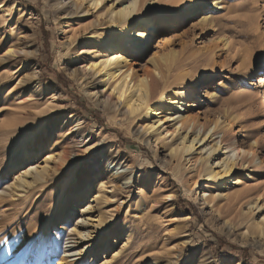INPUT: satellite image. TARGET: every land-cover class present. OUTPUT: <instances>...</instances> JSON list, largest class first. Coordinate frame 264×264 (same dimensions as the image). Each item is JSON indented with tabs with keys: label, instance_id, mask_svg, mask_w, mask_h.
I'll return each instance as SVG.
<instances>
[{
	"label": "rangeland",
	"instance_id": "1",
	"mask_svg": "<svg viewBox=\"0 0 264 264\" xmlns=\"http://www.w3.org/2000/svg\"><path fill=\"white\" fill-rule=\"evenodd\" d=\"M124 1L0 0V264H264V0H189L142 54L110 47ZM173 1L140 0L126 38L156 24L139 21L149 3ZM117 50L152 82L158 115H131L116 92L107 101L104 71L89 77ZM44 159L47 182L10 187Z\"/></svg>",
	"mask_w": 264,
	"mask_h": 264
},
{
	"label": "bare ground",
	"instance_id": "2",
	"mask_svg": "<svg viewBox=\"0 0 264 264\" xmlns=\"http://www.w3.org/2000/svg\"><path fill=\"white\" fill-rule=\"evenodd\" d=\"M91 1L93 2V4L98 5L102 0H91ZM188 1L189 0H174L173 4L171 5L169 4L167 6L165 4L160 6L155 3H149L146 8L147 9L146 15L141 18L139 17L140 19L139 21L142 23V25L145 26L150 20L151 12H157V15L155 17L156 24L151 26L148 29V32L146 33H144V31L143 32L138 31L137 37L139 39L136 41H130L128 37L126 38V34H125L127 32L126 26H129L128 23L130 22V20L135 18V16L137 15V11L139 10V7H140V0H125L122 3V8L119 11L117 12L109 11L111 13V20L121 24V28L115 33L114 37L111 40L110 47H113L115 49L123 48L124 50L125 49L127 50L129 48L130 50L134 51L137 54H142L146 52L148 49V43H149L151 33H155L159 31L160 26H164L165 23L173 20L177 15V11H180V12L185 11L187 10V8H189L191 5H194L195 3V2L188 3ZM208 2L209 4L211 3L210 1ZM186 13L188 14V17H192L194 14V9ZM210 20H211V16H209L208 13H205V15L203 16L201 20V23L205 24V23H208ZM229 43H230L229 40L226 39L224 46H228ZM2 46L0 45V49L2 48ZM12 46L13 45L11 44L8 47L6 53L20 56V53L23 52L22 49L17 48V47L12 48ZM164 58L165 56L163 57V59ZM90 63H91L90 68L92 69L93 74L89 77H93L97 75L98 73H101L102 71H104V76L109 78L108 82L111 80L114 81L112 84L113 91L107 96L108 102L113 99L115 95V93L113 95V92H116L117 99L115 101V105L119 106L120 105L119 103L121 102V100H123L122 103L127 107V110L131 115L141 112L142 110H146V113L150 114L151 116L158 115L157 113L158 110L151 108L153 105L152 104L153 98L156 96L152 82L149 80L147 76L143 78H139L135 76L132 66H130L127 61L126 53L120 52V50H117L115 53L109 54L106 57V59L100 62L92 59ZM261 66L264 68V62H262ZM87 72H88V69L84 67L83 73L86 77H88ZM155 73L157 75H162L161 72L157 68L155 69ZM82 78H84V76H82L79 79H82ZM214 78L215 77L211 76L210 80ZM108 82L106 84H108ZM259 83L261 86L264 87V74L260 76ZM86 84L88 85L89 82H87ZM191 93L193 92L192 91L184 92L183 97L186 98ZM209 94H210L209 90H206L205 96L207 97ZM184 102L185 101H183L182 105L185 104ZM259 104L262 107V115L264 117V91L262 95L260 96ZM179 117H180V122L182 126L189 122H192L193 120L192 118H189L188 116H184V114H182ZM158 121H159L158 123H160V120ZM155 124H156L155 122L152 123L149 126V129H155L154 127ZM17 125L18 124L15 121H12V122L10 121L9 123H7L8 127L17 126ZM216 126L217 124H215L214 128H216ZM37 131H38L37 128H34V127L30 128L29 130L30 133H35ZM168 132L170 131L168 130L167 133ZM200 132H201L200 130L197 132L198 134H196L193 137L191 143L188 146L185 144V142L187 141V136H188V133H186L181 138L182 146H177L174 152L181 153V152L190 151L193 148L194 143L196 141L199 142L200 140H202V137L199 138ZM173 133L174 132H172V134ZM205 138L206 136L203 138V140H205ZM217 147H218L217 143H214V145H211L209 154L217 150ZM237 150L238 149L236 147L233 148V151H237ZM248 152H250V154L252 155L254 159H256V161L262 164V161L261 160L259 161V159L254 155L253 149H249ZM52 156L53 155L50 154L49 158H51ZM232 159H233V156L228 153L226 157L223 158L222 161H219V163H221L222 166H224L222 172H225L227 174L230 171H232L234 164H235V161H233ZM44 162L46 163V165L42 167L41 169L35 168L36 169L35 172H32L31 170H27V171H24L23 173H20L19 176H17L18 180L14 184H12L11 186L9 185V186L11 188H16V187L22 188V187H25L26 185L33 184L39 180H44L45 182H47L45 179L49 177V170H48L49 162L47 159L46 160L44 159ZM35 163L36 162H32V165H34ZM113 166L116 167V165H113ZM220 173L221 172H215L213 174L211 172L210 176H218ZM233 182L234 181H231V183ZM226 194L227 193L224 192L222 196ZM99 196L100 194H93L92 195L93 201L91 203L89 202L85 203V205H83L82 207L87 205L86 206L87 209H93L94 207L92 203L97 201ZM203 197L205 198L206 201L210 198V195L206 194V189L203 194ZM70 209L79 210L81 208L79 207L77 203H71ZM85 221L88 222L85 215H82V217L78 220L77 223L79 225L80 223H83ZM81 234H84V236H87L89 233L85 234L82 232ZM74 249L75 248L69 249V251H72V250L74 251ZM153 264H158V263L154 262Z\"/></svg>",
	"mask_w": 264,
	"mask_h": 264
}]
</instances>
